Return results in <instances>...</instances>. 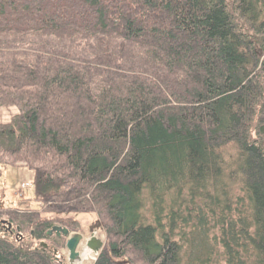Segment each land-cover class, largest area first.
Segmentation results:
<instances>
[{
	"label": "trees",
	"instance_id": "obj_1",
	"mask_svg": "<svg viewBox=\"0 0 264 264\" xmlns=\"http://www.w3.org/2000/svg\"><path fill=\"white\" fill-rule=\"evenodd\" d=\"M3 105L40 208L0 207V264L89 213L93 264H264V0H0Z\"/></svg>",
	"mask_w": 264,
	"mask_h": 264
},
{
	"label": "rangeland",
	"instance_id": "obj_2",
	"mask_svg": "<svg viewBox=\"0 0 264 264\" xmlns=\"http://www.w3.org/2000/svg\"><path fill=\"white\" fill-rule=\"evenodd\" d=\"M17 112L18 109L15 106H0V122L10 121L13 115ZM34 179V171L24 167L21 163L12 164V166H6L0 163V207L33 210L40 208V204L35 202V199L33 198ZM23 184H31V186L26 188L23 187ZM3 217L4 219L9 220L7 216ZM0 219H2L1 216ZM80 224L81 233L85 237L90 235V232H93L98 234L103 243L105 242L104 235L102 234V226L96 214H82L80 216ZM23 235L26 236V233ZM33 244L39 246V243L31 237L26 239V245L32 246ZM80 246H82L81 250L83 254L85 242H83ZM68 253L69 251L66 246L58 250V253L55 255L59 264L65 263V261L67 262ZM93 263L94 261L90 258L83 261V264Z\"/></svg>",
	"mask_w": 264,
	"mask_h": 264
},
{
	"label": "water",
	"instance_id": "obj_3",
	"mask_svg": "<svg viewBox=\"0 0 264 264\" xmlns=\"http://www.w3.org/2000/svg\"><path fill=\"white\" fill-rule=\"evenodd\" d=\"M53 231L57 232L58 235L62 234L63 236L68 237L66 241V248L69 251L68 254L69 264H82L78 247L81 243V240L83 239V235L81 233L70 234L68 228L59 225L53 226L48 231V234H51ZM19 235L21 234L19 233ZM86 244L89 248L93 249V251L95 252L101 250L102 247L104 246L103 241L100 238H96L94 236H91L90 239L86 241ZM39 246L47 247V244L45 242H40ZM56 253L57 252H55V254ZM62 264H66V263H62Z\"/></svg>",
	"mask_w": 264,
	"mask_h": 264
},
{
	"label": "flooded vegetation",
	"instance_id": "obj_4",
	"mask_svg": "<svg viewBox=\"0 0 264 264\" xmlns=\"http://www.w3.org/2000/svg\"><path fill=\"white\" fill-rule=\"evenodd\" d=\"M63 227H66V226H63ZM67 228L69 229L70 234L77 233V232L81 233V229L79 231H72L69 227H67ZM50 229H48V231ZM48 231H47V235L53 239L52 240L53 242L49 243V242H46V240H44V239L37 241V242L40 243L41 241H45L48 244V246L44 247V248L42 247V248L45 250H48L49 252H52L55 255V252L58 253V250L61 249L59 247L58 240H60L61 238H65V246H66V241H67L68 237L63 236L62 234L58 235L57 232H55V231H53L51 234H48ZM19 233H21V231H20V227L18 225L14 224L13 222H11L8 219H4V218L0 219V237H10V238L18 237V238H21V237H19ZM31 234H32V238H34L33 232H31ZM83 237H84V235H83ZM27 246L35 248L37 245L33 244L32 246H30V245H27ZM67 262L65 261V263L69 264L68 259H67Z\"/></svg>",
	"mask_w": 264,
	"mask_h": 264
},
{
	"label": "built area",
	"instance_id": "obj_5",
	"mask_svg": "<svg viewBox=\"0 0 264 264\" xmlns=\"http://www.w3.org/2000/svg\"><path fill=\"white\" fill-rule=\"evenodd\" d=\"M23 187H28V184H27V185L24 184ZM85 251H89V256L86 258V260H87L88 258H90L92 261H95V260H96V258H97V256H98V253H97V252H93V251L90 250L88 247H85V248H84L83 253H84ZM82 255H83V254H82Z\"/></svg>",
	"mask_w": 264,
	"mask_h": 264
},
{
	"label": "crops",
	"instance_id": "obj_6",
	"mask_svg": "<svg viewBox=\"0 0 264 264\" xmlns=\"http://www.w3.org/2000/svg\"><path fill=\"white\" fill-rule=\"evenodd\" d=\"M41 242H42V241H41ZM81 244H82V243H80V245H81ZM80 245H79V247H78V250H79V251H82V250H81V247H82V246H80ZM102 248H103V247H102ZM101 250H102V249H101ZM101 250L99 251V253L101 252ZM99 253H98V255H99ZM97 257H98V256H97ZM96 259H97V258H96ZM83 261H85V260H83V258L81 257V263H82V264H83ZM95 261H96V260H95ZM95 261H94V262H95Z\"/></svg>",
	"mask_w": 264,
	"mask_h": 264
},
{
	"label": "bare ground",
	"instance_id": "obj_7",
	"mask_svg": "<svg viewBox=\"0 0 264 264\" xmlns=\"http://www.w3.org/2000/svg\"><path fill=\"white\" fill-rule=\"evenodd\" d=\"M89 256V251H85L82 255L83 260H86V258Z\"/></svg>",
	"mask_w": 264,
	"mask_h": 264
}]
</instances>
